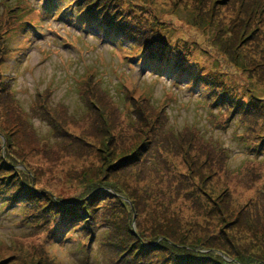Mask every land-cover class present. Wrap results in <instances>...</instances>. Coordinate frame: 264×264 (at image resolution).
<instances>
[{
  "label": "rangeland",
  "instance_id": "obj_1",
  "mask_svg": "<svg viewBox=\"0 0 264 264\" xmlns=\"http://www.w3.org/2000/svg\"><path fill=\"white\" fill-rule=\"evenodd\" d=\"M251 4L249 8L255 9ZM222 5V0H0V21L10 23L4 28L7 35L4 30L0 35V47L7 41L10 51L7 60L0 61V81L8 80L13 97L3 99L0 92L3 182L33 189L34 197L44 198L46 208L72 200L107 211L91 242L86 245L85 240L81 246L82 238L76 242L80 229L69 232L67 239L48 243L49 233L37 236L22 225L23 197L13 208L0 205V264L116 262L120 255L116 247L99 251L101 245L96 243H102L107 227L111 239L123 238L116 243L120 250L143 238L165 255L198 256L217 264H264V155L250 153L245 141L236 138L244 135V127L264 137V66L257 67L255 62L260 61L254 62L255 55L246 49V56L245 48L239 49L237 34L231 45L207 31L208 26L204 29L202 22L213 19L215 11L217 17H233L234 12L220 10ZM152 51L162 52V61H152ZM89 75L101 80L97 82L111 98L107 102L120 114L116 119L107 111L110 118L104 121L110 128L101 136L97 132L101 125L96 123L101 114L93 110V133L85 135L70 126L76 122L71 115L82 116L78 79ZM47 90L50 108L65 107V115L58 116L62 131L81 132L73 134L82 137L77 147L65 144V135L51 139L56 148L39 141L38 149L14 136L16 128L3 109L8 108L9 118L10 111L27 110L39 95L43 100ZM217 92L228 94L237 105L234 113V108L220 111L222 124L211 125L208 97L216 98ZM145 99L154 107H165L168 133L194 127L198 132L176 147L177 142L160 134L155 143L181 152L148 155L145 162L155 173L150 175L148 169L128 166L130 160L116 162L118 154L109 159L106 151L111 145L126 150L141 139L154 145L153 135L148 129L145 133L148 121L137 111L143 105L145 115L150 113ZM122 122L129 125L118 124ZM32 125L41 140L51 131L44 116L32 119ZM7 142L18 153L5 156ZM219 145L224 156L217 151ZM164 157L170 164L161 163ZM121 165L129 168L115 172ZM146 186L152 187L153 200L139 190ZM96 192L98 198L93 197ZM48 222L51 227L54 221Z\"/></svg>",
  "mask_w": 264,
  "mask_h": 264
},
{
  "label": "trees",
  "instance_id": "obj_2",
  "mask_svg": "<svg viewBox=\"0 0 264 264\" xmlns=\"http://www.w3.org/2000/svg\"><path fill=\"white\" fill-rule=\"evenodd\" d=\"M251 2L254 3L255 9L249 8L250 5H252ZM222 4L223 5L220 8V10L225 13L234 12L232 13L233 17L221 16L220 18L217 17L218 13H216L215 11V14H213V19L207 20L206 18L205 20L204 17V20L207 21V24H205L204 21L202 22V24L204 25V29L205 26H208L207 31L212 33L214 32L218 33L219 36L224 40H226L229 44H231V42L233 44L237 34L239 36L237 43L238 45H240L239 49L245 48L244 53L246 56L248 54L247 50L251 52L252 56L255 55L254 62L255 60L260 61V62H255L257 64V67H259L260 65L264 66V45H262V40H264V3L262 6L261 0H222ZM199 7L202 9L203 6H199ZM0 20H2L1 17ZM8 25H10L9 21H5L4 25H2V22L0 21V35H1V30H4V28H6V26ZM231 31L234 32L233 36L231 35ZM8 32H9L8 30H4V33H6V35ZM135 33L137 32L135 31ZM9 53L10 51H9L8 42L3 41L0 47V61L4 59L7 60V57H9L10 55ZM152 55H153L152 61L155 62L162 61L163 58L162 52L158 51L155 53V51H152ZM141 57L142 56H140V58ZM248 58L250 59V57ZM251 60L253 59L251 58ZM149 62L150 60L148 61L146 59V63L148 64ZM98 80L99 82H101L99 78L90 75L84 77L82 76L78 79L79 83H78L77 91L79 93V98L81 102L80 107L82 109L81 114L79 116L81 115L82 116L79 118H74L77 116L71 115L70 119L75 120L76 122L74 123L73 121L72 123H70V126H74L75 127L74 129H79L83 131V134L85 135H89L95 131V126L93 125V121L91 120L94 115L93 111L101 114V117H96L97 120L96 123L101 125L100 126L101 129L97 131L99 132L98 136H101L100 135L101 133L108 132V129L110 127L106 126L104 119L110 118L111 112L114 114L116 119H120V114H117L116 112L114 113L112 110L113 108L110 107V104L107 102V99L109 98L108 92L104 88H101L100 84L97 82ZM0 84L2 85V90H0V92L3 93L2 94L3 99L10 101L13 97H12V93H10V86L8 80H6L3 77V80L0 81ZM121 89L123 90V92H125L127 88L123 86ZM101 90L104 91L106 94H104ZM79 91H81L82 94ZM133 92L134 91H132V93ZM50 96H51V91L47 90L46 96L43 98V100L39 95L36 101L32 103L27 108V110L25 109L24 111L19 108L20 111H17V113L14 114L12 113L13 111H10L9 118H7L8 108L3 109L6 115V119L11 123H13L11 125L16 128V132H14V136L15 137L21 136L24 139V142L27 143V146L36 147L38 149L40 142L46 147L54 146L56 148L55 146L56 141H51V139L54 138L63 139L64 138L63 135H65L68 137V139L65 140V144L69 145V147L71 148L77 147L79 143V138L82 137L73 134H75L76 132L79 133L81 132L79 130H75L73 133H70L72 131H70L69 128L68 130L65 129L67 132L62 131L63 127L61 126V122L58 120V116H60L61 114L65 115L64 114L65 107L60 104L56 109L50 108L48 102V98ZM122 96L123 94H121V97ZM208 98H209V104H208L209 108L207 107L208 109L207 117L210 121L209 124L211 125H214V123L222 124V122H224L222 119L223 114H221L220 111L221 110L228 111L237 105L235 104V102H231L234 98L228 96V94H224V92H221L220 94L218 93V96L216 98H210V97ZM228 98H230L231 100ZM124 100L125 102H127L125 93H124ZM145 100L147 101L148 106L151 108L150 113L145 115L144 112L147 106H143V105L140 106V108L137 107V111L140 113V116L144 115L143 118L147 119L149 127L145 129V133L147 134L150 131V133L153 135V138L155 139L154 145H151L149 143H144V141L141 139V141L138 144H135L130 148L126 149V150H130L129 154H126L127 153L125 152L126 150H119L115 147L112 148V145L111 147L109 146V149H107L106 151L109 159L111 158V156H113V153L118 154L119 157H117L116 162H119L118 160L120 159H123L122 161H120V163H122L123 161L130 160L129 162H127L128 166H131V168L139 167L142 169V171L144 169L146 170L148 169L150 172H148L147 175H150L152 170L149 169L148 165L145 162V158L148 155H154V154L162 155L164 153L168 155L172 153V151H176L178 153L181 152V150L174 149V147H169L167 144L161 145L155 143L160 134L165 138H169L174 142H177L175 144L176 147L177 145H180V143L178 142H182L181 144H184L188 142L192 137H194V135H196L198 132H196L194 127V128H185L182 131L177 132L176 135H174L173 133H168L166 129L164 130V125L168 124V115L166 114L165 107H159V106L154 107L150 105L149 99H145ZM225 100L228 101L227 104H225L226 102ZM224 105L226 106V109H223ZM105 108H107V110ZM109 110L111 112L107 113V111ZM119 110H122V112L124 113L126 112V109L125 110L119 109ZM214 110H217V112H214ZM234 111L235 108L232 112L234 113ZM127 112H131V111L127 109ZM242 112L243 111H241V114ZM37 116L39 117L44 116L45 120L51 126V131H49V134H47V136L44 137L45 139L43 140L40 139L39 134L36 132L35 128L32 125V119L36 118ZM87 117H89L90 120ZM66 122L67 120L65 121V123ZM118 124L129 125V123L126 122H122ZM66 126L69 127L68 125ZM141 131H142L141 129H138L139 136H142ZM243 133L244 135L237 134L236 138L240 139L242 142L245 141L246 147L248 148L250 153H254L257 155L261 152V154L264 155V141H262L264 140V137H262V135H259V132L256 129H252L250 127H248V129L244 127ZM4 137L5 139L7 138L6 136ZM219 146H217L218 147L217 151H219L220 154L224 156L225 151L223 150L222 146L221 147ZM18 151L19 149L14 147L12 143L10 142L6 143L5 156H10L11 153H18ZM134 157H136V159H133ZM161 163L170 164V162L165 157L162 159ZM128 166L121 165L118 168V170H115V172L122 173L124 172L125 168H129ZM158 168L160 170L161 166H158ZM114 169L115 167L113 168V170ZM3 179L4 177L0 176L1 208L2 209L4 207L13 208L16 206L15 203L17 202V200L23 197L22 203H24V205L23 208L21 209V214L23 215V219L21 220V222L23 223L22 225H26L30 230L34 232V235L37 236L41 235L42 233H49L48 237L50 239L48 243L51 240L55 241L54 239H56L57 241H61L62 239L69 237V234H71L69 232L74 233L77 229L78 230L80 229L79 230L80 232L78 234L79 239L76 242L77 244H79L81 242L80 239L82 238L83 243H80V245L84 246L85 240H87L86 241V245H87L91 242V238H93V236L96 234V229L99 226V220L102 219V223L106 221L104 214H106L107 211L103 213V211L98 209L99 207H95V205L93 204L91 205L89 204V202L86 203L84 202L82 203L83 206H80L82 204L75 205V202L72 200L65 202L60 201L58 203H53L52 206L46 208L48 205L46 206L44 205L43 203L44 198L34 197L35 194H33L34 191L33 189H27V190L21 189L17 187L16 184L12 185L8 180H5L3 182ZM95 189L96 188H93L92 190ZM161 189L163 188L161 187ZM139 190H141L142 193H145L147 198H151V200H153L152 198L153 193L151 186H146L145 188H141ZM99 193L100 192H96L93 195V197L98 198L100 196ZM163 195L166 194L164 193ZM189 196L190 194L188 195V197ZM137 200L141 202H145V201L147 202V200L142 197H137ZM48 220L54 221L51 227ZM79 220L82 221L80 225L78 224ZM108 221L110 222V220ZM110 231L111 229L107 227L106 232H104V234L102 235V243L96 242L98 245H101L99 251L107 248L108 252H110L111 250H113L114 247H116L119 250L120 255L118 259L116 260V262L111 260L110 264H217L215 263L217 260L215 261L203 260L201 257L198 256L185 257V255L181 254L179 257V254H175L178 255V257H175L173 254L165 255V252L161 254L162 252L161 249H159L156 246H153V244H148L147 239H143V238H141L140 240L134 239L131 247H129L128 249H125V247H121L120 250L117 244H120V242L123 241V238H121L119 241L111 239L110 235H112V233H110ZM130 235L133 238L132 236L133 234L131 232ZM153 239H154L153 241H155V238ZM157 239H160V236ZM44 243L45 242L41 243V246H43ZM218 260H220V258H218Z\"/></svg>",
  "mask_w": 264,
  "mask_h": 264
}]
</instances>
